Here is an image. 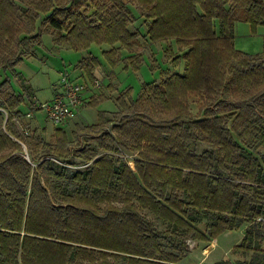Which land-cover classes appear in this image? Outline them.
<instances>
[{
	"label": "trees",
	"instance_id": "1",
	"mask_svg": "<svg viewBox=\"0 0 264 264\" xmlns=\"http://www.w3.org/2000/svg\"><path fill=\"white\" fill-rule=\"evenodd\" d=\"M87 1L0 0V74L20 76L14 66L49 31L74 51L106 44L109 62L137 69L142 34L130 29L127 4L183 70L144 82L137 98L121 91L110 116L101 110L76 127L73 140L100 133L102 153L70 151L60 127L48 140L32 130L23 151L12 136H23L13 118L24 93L0 80V264H173L190 253L189 240L242 226L232 248L242 258L214 264H264V54L233 39L235 21L264 24V0H89L91 14ZM77 65L94 80L96 56ZM108 141L133 153V166ZM200 143L209 148L195 151ZM75 157L82 168L69 166Z\"/></svg>",
	"mask_w": 264,
	"mask_h": 264
},
{
	"label": "rangeland",
	"instance_id": "2",
	"mask_svg": "<svg viewBox=\"0 0 264 264\" xmlns=\"http://www.w3.org/2000/svg\"><path fill=\"white\" fill-rule=\"evenodd\" d=\"M87 3L86 13L91 14L93 7L90 6L89 0ZM127 6L135 17V21L129 26L130 29L134 30L137 28L143 33L139 38V46L134 49V53L142 56V61L137 69L132 66L125 67L123 61L112 64L104 56V48L95 43L91 45L90 51L87 50L88 52L69 50L67 47L56 45L53 41L54 34L49 31L42 33L40 43L31 46V50L34 47V53H23L22 60L14 66V72L21 74L20 76L15 77L12 70H7L5 73L0 74V80L4 77L8 78L11 84L10 91L24 93V102L20 105L23 116L24 113L30 111L31 103L46 101L54 96L56 90H58L61 72H67L72 76L74 73L81 71L77 67V63L81 58L92 54L97 57L99 67L95 69L94 80H89L91 83L84 80L91 94L82 103L81 108H83L79 110L76 118L62 127L71 141L69 145L70 151H79L82 147L90 146L102 153L99 147L102 135L83 131L78 140H73L76 127L97 122L98 112L101 110L106 111L107 115L110 116L108 113L118 109L116 97L121 91L129 90L130 95L133 98H137L144 82H158L172 72H182L183 70L182 60L174 66L167 58L165 51L167 44H164L163 41L151 42L146 38V25L143 22L140 7L136 4H127ZM233 39L234 46L239 50L249 54H264V24L254 27L248 22L235 21ZM169 43L174 50L177 49L174 41ZM128 54L130 53L128 52ZM128 54L125 53L122 56ZM90 98L97 99L92 104H89ZM189 105L190 110L195 113L198 108L197 98L191 97ZM33 114V117L29 119L24 117L23 119V123L27 121L26 125L29 127L27 135H30L31 131L36 129V133L41 138L48 140L55 127L45 118L41 111H33ZM27 135H23L20 138L27 142V137L26 139L24 138ZM108 143L117 145L118 150L112 151V154L129 160V164L133 166V153L118 146L117 143L109 141ZM193 148L195 151L201 152L209 147L207 144L200 143L196 146L194 145ZM27 150L23 149L25 152ZM73 161L74 163L69 165L72 168H82L85 165L77 157L73 158ZM198 226L200 229H204V222ZM243 232L244 226L221 232L210 241L189 240L190 253L180 262L173 264H214L222 259H229L234 263L236 259L242 258L239 253H234L232 248L240 241ZM261 246L264 247V240H262ZM248 255L247 258L249 257Z\"/></svg>",
	"mask_w": 264,
	"mask_h": 264
},
{
	"label": "built area",
	"instance_id": "3",
	"mask_svg": "<svg viewBox=\"0 0 264 264\" xmlns=\"http://www.w3.org/2000/svg\"><path fill=\"white\" fill-rule=\"evenodd\" d=\"M58 84V90H56V93L51 99L42 102H33L30 105V111L24 113L21 117L13 118L22 135L29 133V127L26 125L27 121L23 123V119L24 117L27 119L33 117V111H41L54 127L60 128L76 118L84 102L87 84L84 81L71 77L67 72H61ZM0 111L5 113L4 115L7 118V111L1 107ZM12 138L18 141L24 150L27 149V143L24 139L14 136Z\"/></svg>",
	"mask_w": 264,
	"mask_h": 264
},
{
	"label": "crops",
	"instance_id": "4",
	"mask_svg": "<svg viewBox=\"0 0 264 264\" xmlns=\"http://www.w3.org/2000/svg\"><path fill=\"white\" fill-rule=\"evenodd\" d=\"M141 34L143 35V33L141 32ZM146 38H148V37H146ZM163 43L164 44H168L167 42H164L163 41ZM57 45V44H56ZM92 45V44H91ZM91 45H90V47L87 49L88 51H90V48H91ZM116 46L118 45V44H115ZM100 47H103L104 49L103 50H105V48L107 47V49L110 47V46H108V45H99ZM65 47V46H64ZM106 49V50H107ZM31 50V49H30ZM69 50H71V49H69ZM86 50V51H87ZM87 51V52H88ZM124 52V53H123ZM34 53V47H32V50H31V53L30 54H33ZM125 53H127L128 54V51L127 50H125V49H120V54H121V57H125V56H122L123 54H125ZM89 56H94L93 54L92 55H89ZM88 56V57H89ZM127 56V55H126ZM82 59V58H81ZM77 67H78V65H77ZM99 67V66H98ZM97 67V68H98ZM79 68V67H78ZM80 69V68H79ZM81 70V69H80ZM82 71V70H81ZM79 71L78 73H74L71 77H73V78H75V79H77V80H80V81H84V80H86V81H89L90 79L85 75V73L82 71ZM95 74H96V72L94 71V76H95ZM83 79V80H82ZM90 82V81H89ZM91 83V82H90ZM90 91H88V89L86 90V92H85V94H84V101H85V99L86 98H88L89 96H90ZM92 98H90L89 99V101L91 100ZM88 101V102H89ZM83 108V107H82ZM81 107H80V109H82ZM79 109V110H80ZM79 113V112H78ZM78 115V114H77Z\"/></svg>",
	"mask_w": 264,
	"mask_h": 264
}]
</instances>
